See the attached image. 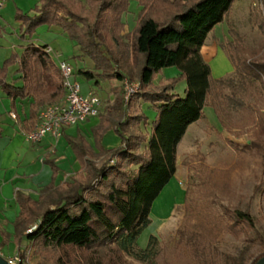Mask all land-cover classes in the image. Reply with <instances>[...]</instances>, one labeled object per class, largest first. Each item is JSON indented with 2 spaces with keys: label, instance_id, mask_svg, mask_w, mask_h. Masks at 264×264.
<instances>
[{
  "label": "trees",
  "instance_id": "obj_1",
  "mask_svg": "<svg viewBox=\"0 0 264 264\" xmlns=\"http://www.w3.org/2000/svg\"><path fill=\"white\" fill-rule=\"evenodd\" d=\"M134 1L138 7L135 24L126 33L122 19L130 0H38L29 12L16 9L21 40L29 41L39 27H54L92 62V70L78 69L75 75L96 80V84L124 79L139 84L138 92L126 103L115 94L113 115H99L92 131L97 152L82 136L68 140L79 170L66 182L55 184L59 170L47 159L51 183L39 199L16 193L19 213L13 234H4L0 245L11 238L20 260L25 258L21 249L28 248L41 256L38 264H71L73 257L75 264H126L123 256L147 262L155 238L149 237L145 249H137V239L150 224L153 201L176 172L179 142L189 125L204 119L206 106L212 107L221 124L226 113L254 115V139L246 149L264 150V111L253 100L255 92L264 96V49L245 59L240 38L226 41L222 47L233 76L215 81L200 53L207 35L224 21L235 0ZM85 9L88 16L82 15ZM254 22L264 34V18ZM229 34L237 36L231 29ZM46 48L30 43L24 48L16 71L22 86L6 82L17 56L12 54L0 64V91L5 97L31 99L30 126L43 106L64 96L60 72ZM170 68L178 70L177 78L160 80L154 86L162 71ZM181 81L185 82L183 94L173 93ZM213 92L218 104L210 101ZM144 105L153 112L152 120L143 112ZM108 132L117 138V147H103ZM226 229L239 237L247 236L255 226L249 212L235 210ZM176 236L196 264H218V256L203 235L184 227ZM258 237L264 246V239ZM248 253L245 248L237 258H230L231 264H255L264 257V252Z\"/></svg>",
  "mask_w": 264,
  "mask_h": 264
},
{
  "label": "rangeland",
  "instance_id": "obj_2",
  "mask_svg": "<svg viewBox=\"0 0 264 264\" xmlns=\"http://www.w3.org/2000/svg\"><path fill=\"white\" fill-rule=\"evenodd\" d=\"M37 2L38 0L7 1V9L0 12L4 22L2 23L8 24V28L17 27L15 29L19 34V26H16L15 20L16 9L29 12ZM255 4L256 0H235L224 21L207 35L200 53L210 68L212 81L233 76V67L222 47L226 41L240 38L242 56L245 59L250 58L253 52L259 53L264 49V34L254 22L257 17L264 18V6L260 8ZM137 11L136 2L130 0L129 10L122 19L125 25L124 33L134 27ZM82 15L88 16L86 9L82 11ZM47 29L45 26L37 28L28 39L29 42L54 47L55 35ZM229 29L237 36L230 35ZM0 46V51L6 52L5 57H2L5 59H1L3 61L0 63L3 64L10 56L7 57L9 53L6 50L7 46L2 43L1 36ZM51 59L56 65L62 61L67 63L74 74L78 69H93L92 62L84 58L77 47L69 55L64 53L60 57H55L52 54ZM15 65L16 63L8 68L7 83L14 84L20 80L12 79V76L16 75ZM177 76L176 68L165 69L153 85L156 86L160 80ZM75 79L80 85L81 95L86 96L93 92L100 96L106 104V110L111 106L115 94L118 93L123 99L122 82L99 80L96 84V80H87L77 74ZM129 82L138 85L139 88L137 81ZM114 88L116 90H113ZM184 89L185 82L181 81L174 85L172 92L182 95ZM253 96L257 109L264 111L262 92H255ZM210 101L218 104L214 92ZM143 112L147 114L149 120L153 119L154 114L147 105L143 106ZM203 113L204 119L189 125L177 146L176 184L173 180L170 181L173 190H170L172 188L165 190L168 188L164 187L152 203L154 209L167 212V215L160 220L150 212V224L137 239V249H145L149 237L155 238L152 257L147 262H139L123 256L126 264H196L188 248L178 243L176 231L184 227L204 236L212 252L218 256V264H231L230 258H237L245 248L249 250L248 254L253 256L264 252V246L258 237L259 235L264 239V150L255 152L246 149L249 142L254 139L252 136V130L255 128L252 123L254 115L226 113L222 115L221 124L212 107L206 106ZM261 139L264 140V134ZM64 179L67 180L68 177L64 176ZM235 210L249 212L253 218L255 230L249 231L247 236L242 234L234 237L226 229L230 222V214ZM22 250L25 258L20 264L40 262V255L28 248ZM19 254L10 241L0 245V255L12 264H15V258ZM76 259L81 260V257L77 254ZM71 264H75L74 257Z\"/></svg>",
  "mask_w": 264,
  "mask_h": 264
},
{
  "label": "crops",
  "instance_id": "obj_3",
  "mask_svg": "<svg viewBox=\"0 0 264 264\" xmlns=\"http://www.w3.org/2000/svg\"><path fill=\"white\" fill-rule=\"evenodd\" d=\"M3 6L0 9H7V1L1 0ZM0 16V36L2 43L7 46V52L11 56L15 54L17 56L16 65L14 66L16 71L19 66L18 59L23 53L24 48L30 43L34 46H40L37 43H32L27 40L20 39V33L11 26L8 28V24L2 23ZM17 22L16 26H19ZM54 35V47H49L55 57H60L64 53L69 55L72 50L76 47L66 40L65 36L61 35L60 30L54 27L47 29ZM1 47V46H0ZM6 55L5 51H0V63L5 59L2 57ZM63 62V61H62ZM17 67V68H16ZM76 76V75H75ZM12 79H20V75L16 74L12 76ZM14 86H22V80H17ZM100 109L99 115L114 114L112 112L114 98L112 100L109 109H105V103H103L100 96ZM63 99V98H62ZM61 99V100H62ZM60 100V101H61ZM31 99L26 100H11L5 97L4 93L0 91V239L2 241L3 235L13 234V224L18 216L19 208L15 202V195L17 192H22L28 195L32 200L37 201L43 190L51 183L52 172L50 167L47 165L46 160H53L56 167L58 168V174L55 180L56 185H61L68 178L75 174L79 170V164L75 160V157L68 146V140H75L77 137L82 136L94 149V140L92 131L99 123V116L92 118L85 123L75 126L68 127L63 130L62 136L55 142L50 136L46 135L39 143L32 144L25 140L23 133L34 128L37 123L36 121L32 126L29 124V106ZM9 112H14L17 116V122H14L9 117ZM102 145L106 149H111L118 146V140L112 132H108L102 140ZM101 157L96 159L98 163L101 162ZM71 170V173H69ZM176 184L175 174L171 178V182ZM169 181V182H170ZM168 183L165 187L169 190H173V187ZM154 205L151 208V214L160 220L167 215V212L158 211L154 209ZM11 238L8 241L11 242ZM0 241V242H1ZM12 243V242H11Z\"/></svg>",
  "mask_w": 264,
  "mask_h": 264
},
{
  "label": "built area",
  "instance_id": "obj_4",
  "mask_svg": "<svg viewBox=\"0 0 264 264\" xmlns=\"http://www.w3.org/2000/svg\"><path fill=\"white\" fill-rule=\"evenodd\" d=\"M263 0H256V5L263 8ZM3 2L0 0V9ZM46 53L50 56L53 51L47 47ZM61 75V86L64 92L63 99L59 102L45 105L41 108L37 123L33 129L25 131L23 136L29 143H39L46 135H50L55 142L62 136L63 130L68 127H75L86 121L99 116L100 99L93 92L86 96L81 95L79 83L75 79L72 68L65 62L57 64ZM123 101L126 103L137 92L138 85L131 84L128 80L122 81ZM9 117L17 122L14 112H9ZM15 264L21 263L18 257Z\"/></svg>",
  "mask_w": 264,
  "mask_h": 264
},
{
  "label": "water",
  "instance_id": "obj_5",
  "mask_svg": "<svg viewBox=\"0 0 264 264\" xmlns=\"http://www.w3.org/2000/svg\"><path fill=\"white\" fill-rule=\"evenodd\" d=\"M0 264H12V263L8 262L6 259H4L0 255ZM255 264H264V257H262L261 259H259Z\"/></svg>",
  "mask_w": 264,
  "mask_h": 264
}]
</instances>
